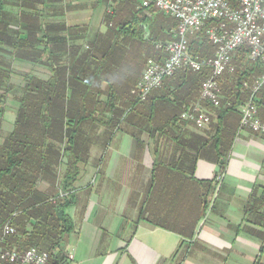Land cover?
<instances>
[{"label":"trees","instance_id":"16d2710c","mask_svg":"<svg viewBox=\"0 0 264 264\" xmlns=\"http://www.w3.org/2000/svg\"><path fill=\"white\" fill-rule=\"evenodd\" d=\"M4 6V1L0 0V65H6L5 71L0 70V112L10 87L6 91L2 88L11 75L20 74L23 84L22 93L16 98L13 128L0 141V247L24 249L47 244L54 264H64L67 237L74 231L67 210L75 203L72 193L79 174L76 166L79 158L72 151L79 135L76 127L87 120H94L92 117L101 102L89 101L85 96L79 100L73 90L70 93L68 90L74 81L78 86L77 81L86 75L87 68L90 70L97 66L99 59H106V89L109 91L105 106L109 115L107 126L129 133L140 142L146 138L148 141L144 144L153 146L151 182L140 215L148 218L146 215L154 197H166L172 182L184 190L181 195L203 184L194 175L189 180L179 178L178 172L187 165L194 174L197 159L207 149L215 152L223 169L226 154L239 127L238 106L249 97V91L242 87V83L244 80L251 82L255 77L246 80L250 77L244 66V60H248L246 48L239 51L234 59L236 72L225 73L219 79L223 95L221 105L212 108L204 102L214 112L211 123L207 129L204 128L206 136L192 133L187 138L183 127L189 122L181 118V113L200 102L202 81L210 74L208 68L199 72L180 69L166 77L157 92L149 94L146 100L125 99L123 105L128 109H116L112 95L114 83L108 81L112 68L136 55V46L141 42H151L154 46L162 34V28L152 29L149 24L153 15L150 10L138 7L136 0H111L106 6V32L97 34L82 52L80 41L86 37V25L68 26L64 22L62 35L49 36L44 25L40 28L35 19L27 22V29L33 32L13 37L6 30L8 22ZM20 18L23 20V16ZM159 21L156 19L153 24ZM38 29L42 31L41 35H38ZM38 43L41 48H38ZM188 48L191 54L198 56L213 52L204 29L193 35ZM154 53L152 57L160 55L157 50ZM16 58L28 62L30 69L18 72L14 65ZM39 63L46 78H42L35 68ZM76 66L81 67L80 70ZM96 66L90 72L94 74L98 70L101 74L103 68ZM257 71L261 73L262 69ZM259 95L264 98V91ZM62 166L65 167L63 172ZM206 185L211 192V182ZM203 203L206 204L204 200ZM7 223L14 227L15 233L3 236V227ZM164 227H178L179 230L180 226L165 224ZM255 264H264V259L258 258Z\"/></svg>","mask_w":264,"mask_h":264},{"label":"crops","instance_id":"0c3cea01","mask_svg":"<svg viewBox=\"0 0 264 264\" xmlns=\"http://www.w3.org/2000/svg\"><path fill=\"white\" fill-rule=\"evenodd\" d=\"M3 1L6 30L13 37L33 32L27 29V22L41 18L49 36L62 35L64 22L68 26L86 25V37L80 41L82 52L97 34L106 32V6L111 3V0ZM37 33L41 35L42 31L38 29ZM37 46L42 47L40 43ZM14 65L18 72H26L30 67L19 58ZM38 68L39 75L45 74L40 63ZM10 78L14 88L0 112V141L13 128L16 98L22 93L20 74H12ZM258 107L264 120L261 95ZM183 129L187 138L192 133L206 136L207 128L198 129L191 123ZM110 145L115 146V153L106 157V201H102L99 187L92 188L90 194L84 186L90 183L91 173H82L78 181L84 186L78 194H83L81 197L77 194V203L69 214L74 231L65 245L66 252L74 255L73 264H255L258 258L264 259V134L238 128L223 169L214 151L203 152L194 167V177L203 184L181 195L184 190L172 182L166 197H154L146 215L150 220L140 215L151 182L150 149L126 132H116ZM217 173L223 174L219 184L214 179ZM207 182H211V192ZM95 193L96 201L92 200ZM165 224L180 227L168 229Z\"/></svg>","mask_w":264,"mask_h":264},{"label":"built area","instance_id":"2783aa9c","mask_svg":"<svg viewBox=\"0 0 264 264\" xmlns=\"http://www.w3.org/2000/svg\"><path fill=\"white\" fill-rule=\"evenodd\" d=\"M138 7L159 12L177 20V30L172 40H158L154 47L158 57L146 59L145 67L133 93L144 101L152 90L159 88L166 77L180 69L199 72L208 68L210 74L202 81L200 102L181 113V118L193 123L198 129L206 128L214 117L211 108L221 105L219 79L225 74H234V59L246 48L248 60L258 64L262 72L242 87L249 91L248 99L239 107V130L249 129L264 134V120L259 116L258 95L264 91V0H137ZM110 11V9H109ZM204 29L206 38L213 46L211 55L198 56L190 53L187 34ZM214 179L219 184L222 173ZM15 233L9 223L3 227V236ZM74 255L66 252L64 264H73ZM2 264H54L48 251L35 246L24 249L0 247Z\"/></svg>","mask_w":264,"mask_h":264},{"label":"rangeland","instance_id":"374dc122","mask_svg":"<svg viewBox=\"0 0 264 264\" xmlns=\"http://www.w3.org/2000/svg\"><path fill=\"white\" fill-rule=\"evenodd\" d=\"M150 12L153 14L149 21V24L151 25L152 29L155 28L156 30H160L159 28H162V34L159 35L158 39L162 41L174 39L173 34L177 30V20L168 15H165L159 12L156 8H151ZM156 19L160 21L153 24L154 21H156ZM37 22L41 28L43 24V18H41L40 20H37ZM146 30L148 31L147 26H146ZM193 35L194 34H187V40L189 41L193 37ZM136 48H137L136 55H133L130 58V60L127 59V60L122 61L121 65L114 66V68H112L113 73L110 75L109 77L110 79H108V81H110L111 83L112 82L114 83L112 95L115 98L117 110L125 109L126 111L128 109L126 106L123 105L124 104L123 102L125 99L126 100L138 99L137 95L133 93V90H135L137 82L140 80L142 76V72L145 67L146 59L149 57H152L153 56L152 54L156 51L151 42H141L138 46H136ZM97 50L102 51L99 48ZM101 62L103 64L102 66H101ZM96 64H97V66L95 65L96 67L99 68L101 66V69L103 68L101 74L98 73V70L94 74L90 72V70L94 69L95 66L90 68V70L89 68H87L86 75L82 76L80 81H77L78 86L74 84L75 81L73 80L74 82L71 83V87L68 90V93H70V91L73 90L74 96L78 97L79 100H82V96H85L86 99H88L89 101H94V102L98 100L101 101L97 105V108L95 110L96 113L92 117L94 118V120H87L86 122H83L81 123V125H78L76 127L79 129V135H78L77 142H76L77 145H75L72 148V151L79 158V161L76 165L78 168L79 174H78L76 182L74 183V190L72 193L74 201H75L74 204L77 203L78 196L81 197V195L83 194V193L78 194V192L84 189L83 188L84 186L88 187L90 194L92 192V188L99 187V190H100L99 194L101 196V199L102 201H106V188H105L106 187V178H105L106 177L105 176L106 175V157L115 153V151H113V148H115V146H113L114 144L110 145L113 135L116 132L118 133L123 132L122 130H116V129L112 130L106 124V119L109 116L108 114H106V107H105L106 98L109 93V91L106 89V59L104 60L99 59L98 63ZM244 66H246L245 68L248 69L249 71L248 74L250 76L246 80L252 79V77L256 76L257 74L259 75L260 73H258L257 70L262 69L258 64H255L254 62L248 61V60H244ZM35 68H37L38 70L39 69L38 65ZM80 68L81 67H77V70H80ZM0 70L2 71L6 70V65H4V63L0 65ZM41 70H44L43 67H41ZM41 76L42 78L45 77L43 75V72H41ZM5 80L6 79L4 75L3 81ZM10 80L9 82H6V84H4L2 88L3 91H6L7 88L10 87V89L8 90L9 94H10L11 88H14ZM78 88H80L79 91H78ZM156 92L157 90L154 89L151 91L150 95ZM209 108L210 107H208V109ZM191 124L194 125L193 123ZM124 126L125 124L122 125V127ZM145 139H142V141H144V142L141 141L142 144L146 143L145 141H148L147 139L146 140ZM152 147L153 146L147 145V148H149L151 152H152ZM122 148L123 147L119 148L121 149L120 150L121 152H122ZM187 167L188 166L185 165L184 168L178 172L179 178H182V179L186 178L189 180V177L194 175L190 167L188 169ZM64 169L65 167L62 166L61 172H63ZM85 172L91 173L92 177L90 176V179L88 181L90 182L89 184L87 183V185L81 186L78 184L79 183L78 181L80 179L81 174ZM122 189H124V187ZM213 191L217 193L218 188L216 189V186H215V189ZM97 193H95L96 195H92V200H95V201L97 200L98 198ZM74 206L75 205L68 208L67 211L69 214L72 213ZM34 246H36L37 248L41 250L49 251L47 244L39 245V246L34 245Z\"/></svg>","mask_w":264,"mask_h":264}]
</instances>
